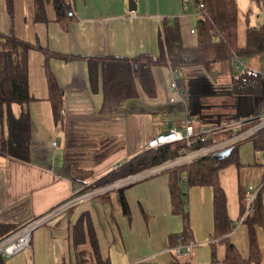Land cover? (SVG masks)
I'll return each instance as SVG.
<instances>
[{
	"label": "crops",
	"instance_id": "0c3cea01",
	"mask_svg": "<svg viewBox=\"0 0 264 264\" xmlns=\"http://www.w3.org/2000/svg\"><path fill=\"white\" fill-rule=\"evenodd\" d=\"M67 1L73 18L59 21L51 3L47 4V19L37 20L35 0H11V6L9 0H0V33L12 32L57 54L46 64L40 48L28 52L32 100L13 103L12 111L15 116L30 114L32 159L24 162L0 154V224L24 225L72 194L81 193L110 169L139 153L151 137L169 125L183 128L187 117L196 130L201 125L222 128L218 134L221 136L229 132L231 122L246 125L264 112L263 54L245 58L244 64L238 66L261 73L258 94L235 95L231 75L220 71L222 65L217 67L222 75L218 73L216 77L204 68L185 69L184 91L172 86L173 71L169 67H153L154 96L139 83L138 96L127 100L116 111L120 113L102 114V77L98 71L91 78L89 58L157 55L165 19L171 22L176 18L184 44L196 46L198 35L191 29L199 13L191 5L192 0ZM256 8H247L243 17L239 8L240 43L244 42L247 26L264 24V11L257 4ZM248 10L255 14L253 19ZM49 75L64 94L58 119L49 99ZM6 134L7 124L0 116V143ZM54 138L58 139L57 146L51 145ZM259 155L263 157V170L255 174L259 179L248 180L242 189L261 181L264 154L259 151ZM256 156L252 138L239 145L242 165L255 164ZM182 175L180 184L186 190ZM219 181L226 194L228 216L235 226L230 238L247 257L249 230L241 215L240 167L230 164L222 168ZM124 188L129 213L123 210L120 188L81 200L65 214L38 227L29 248L9 257L0 255V264H96L98 255L91 248L90 226L100 257L111 264H224L226 245L211 238L213 190V214H209L197 207L192 187L187 189L190 242L179 244L185 254H178L170 236L183 234L184 221L172 209L169 172H159ZM257 232L259 264H264V226Z\"/></svg>",
	"mask_w": 264,
	"mask_h": 264
},
{
	"label": "trees",
	"instance_id": "16d2710c",
	"mask_svg": "<svg viewBox=\"0 0 264 264\" xmlns=\"http://www.w3.org/2000/svg\"><path fill=\"white\" fill-rule=\"evenodd\" d=\"M199 13L196 22L198 44L190 47L183 42L178 20H163L159 53L155 56L142 54L134 57L108 56L89 58L90 75L94 79L98 71L101 73L104 94L102 114H116L129 99L138 96L140 85L150 95L156 94V83L152 73L153 67L167 66L175 73V83L183 91L187 89L184 70L187 68H204L216 77L223 71L231 75L232 92L235 95L258 94L262 88V75L259 71L248 67L238 69L233 60L248 59L264 54V24L247 26L243 43L239 41V7L237 0H192ZM200 2L203 7H199ZM264 11V0H255ZM36 19H47V4L51 3L56 19L73 18L71 5L67 0H35ZM11 6V0H9ZM248 15L250 10H248ZM248 18V16H247ZM32 48H40L46 56V64L51 56L49 52L35 44L17 37L14 33H0V116L7 124V134L1 138L0 154L20 161L32 159L31 117L28 112L15 116L12 104H26L32 100L28 79V52ZM60 56V55H59ZM66 58L67 56H62ZM222 65L219 72L217 67ZM49 99L55 117L58 119L63 109L64 94L52 75H49ZM256 151L264 149V130L252 138ZM182 143L164 144L152 148H143L128 160L110 169L84 190L106 186L139 171L162 164L177 156V147ZM199 145V143L197 144ZM241 166L239 145L226 155H208L194 160L188 167L178 166L169 172V188L172 209L183 217L184 231L180 236L172 234V244L190 242L191 227L187 211V189L196 185H209L213 190L214 230L211 238L226 245L227 254L224 264H259L261 250L258 241V228L264 226V187L260 189L252 206V212L246 215L244 223L249 230V253L243 256L230 238L234 227L227 212L226 194L219 181V171L230 165ZM187 170L188 180L185 190L180 182L181 175ZM264 178V173L262 179ZM131 185V184H130ZM240 184L241 215L246 212V190ZM129 186V185H127ZM125 186V187H127ZM124 187L120 189V200L125 213H129ZM22 225L0 224V240L17 231ZM90 244L94 254L98 255L96 264H111L103 260L98 251V242L94 231L88 229ZM215 245L212 243L213 261H216Z\"/></svg>",
	"mask_w": 264,
	"mask_h": 264
},
{
	"label": "built area",
	"instance_id": "2783aa9c",
	"mask_svg": "<svg viewBox=\"0 0 264 264\" xmlns=\"http://www.w3.org/2000/svg\"><path fill=\"white\" fill-rule=\"evenodd\" d=\"M193 6V1H191ZM194 7V6H193ZM199 7H203V3L200 2ZM192 33H197L196 26L191 29ZM233 60L240 65H243L244 61L238 57H234ZM176 74H172V86L177 87L175 83ZM173 101L174 98H171ZM236 122V121H235ZM231 122L227 134L221 133L222 128H212L209 126L201 125L199 129H195L192 119L186 118V124L183 128H170L168 133L165 131L154 135L146 143L145 148H152L164 144L182 143L180 147H177V156L170 159L162 164L150 167L148 169L139 171L114 183L106 186L92 188L84 190L81 193H74L68 199L63 200L44 214L34 217L22 225L17 231L4 237L0 240V255L9 257L13 256L26 248L30 247L33 233L35 230L43 224L50 223L51 220L58 216L65 214L72 206L79 203L81 200L92 198L100 193L106 192L113 188H121L132 183L143 180L147 177L156 175L159 172L166 171L178 166L188 167L194 160L201 159L208 155H219L226 151L230 153L236 146L240 145L244 141L253 138L260 131L264 130V112L257 114L250 122L246 125L244 123L239 124ZM199 143V145H197ZM58 139L54 138L51 140L52 146H57ZM264 154V149L260 150ZM182 180H188V174L182 175ZM264 187V178L254 185H249L246 189V212L242 216V221L245 220L246 215L253 210L252 203L256 198V195ZM178 254H185L182 245H177L174 248Z\"/></svg>",
	"mask_w": 264,
	"mask_h": 264
},
{
	"label": "rangeland",
	"instance_id": "374dc122",
	"mask_svg": "<svg viewBox=\"0 0 264 264\" xmlns=\"http://www.w3.org/2000/svg\"><path fill=\"white\" fill-rule=\"evenodd\" d=\"M237 2L239 4L240 14L242 17H243L242 12H246L247 8L252 9L254 11H255V9H257L256 3L254 0H238ZM253 15H255V14L252 12L250 14L251 19H253ZM221 75H222V73H221ZM256 155L257 156H256V163L255 164H251L248 166L247 165H241L240 166V179H241L242 184L248 183V180H252L253 182H256V180L259 179L258 176L255 174L260 173L263 170L262 165H260L261 164L260 160L263 157H261V155H259V151H256ZM116 166H118V165H116ZM121 188H123V187H121ZM190 191H191V194H192V192L194 194L195 203L197 204V207L201 208L203 212H208L209 214H213L212 188H211V186H209V185H196V186H192ZM190 203L192 204V202H190Z\"/></svg>",
	"mask_w": 264,
	"mask_h": 264
},
{
	"label": "water",
	"instance_id": "95a60500",
	"mask_svg": "<svg viewBox=\"0 0 264 264\" xmlns=\"http://www.w3.org/2000/svg\"><path fill=\"white\" fill-rule=\"evenodd\" d=\"M170 128H171V126L169 125L168 129L165 130V133H168ZM227 153L228 152L224 151V152L221 153V156L226 155Z\"/></svg>",
	"mask_w": 264,
	"mask_h": 264
}]
</instances>
